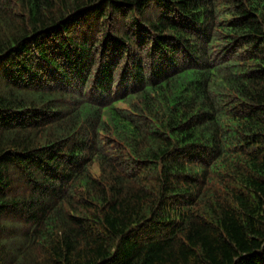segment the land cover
Here are the masks:
<instances>
[{"label":"trees","instance_id":"16d2710c","mask_svg":"<svg viewBox=\"0 0 264 264\" xmlns=\"http://www.w3.org/2000/svg\"><path fill=\"white\" fill-rule=\"evenodd\" d=\"M0 264H264V0H0Z\"/></svg>","mask_w":264,"mask_h":264}]
</instances>
